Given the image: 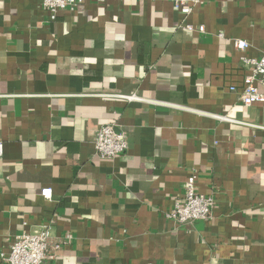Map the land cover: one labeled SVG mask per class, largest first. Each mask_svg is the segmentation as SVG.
I'll return each instance as SVG.
<instances>
[{
	"label": "crops",
	"instance_id": "obj_1",
	"mask_svg": "<svg viewBox=\"0 0 264 264\" xmlns=\"http://www.w3.org/2000/svg\"><path fill=\"white\" fill-rule=\"evenodd\" d=\"M233 39L264 55V0L188 17L88 0L54 19L43 0H0V264L16 235L49 226L71 239L43 264H264V103L241 101ZM105 125L128 138L112 160L95 154ZM192 173L216 205L180 225L166 213Z\"/></svg>",
	"mask_w": 264,
	"mask_h": 264
},
{
	"label": "built area",
	"instance_id": "obj_2",
	"mask_svg": "<svg viewBox=\"0 0 264 264\" xmlns=\"http://www.w3.org/2000/svg\"><path fill=\"white\" fill-rule=\"evenodd\" d=\"M88 0H43L45 9L53 14V19L57 13L63 10H73ZM103 1V0H96ZM153 1V0H149ZM172 3L173 7L183 15L190 16L194 10L207 0H165ZM190 31L198 30L204 32L203 26L195 27L191 24L185 25ZM221 38L224 35H219ZM232 45L236 51L242 52L241 61L250 74L245 78L244 90L241 93V101L249 106L257 103H264V93L260 91V86L264 87V55L259 59L250 58L245 54L249 49L247 41L233 39ZM127 99H138V97H126ZM221 121H233L227 116H218ZM95 154L103 160H112L127 153L129 149L128 138L124 132H120L114 125L102 126L97 132L95 141ZM3 155V145L0 143V158ZM197 175L192 173L184 184V198L175 203L173 209L166 213V217L180 225H190L195 221H207L212 218L216 205L214 194L203 195L196 191ZM41 195L47 199L52 197V189H42ZM71 239V235H66L62 241H55L52 228L45 227L34 232H23L16 235L8 254H2L1 259L5 264H43L55 258L57 251Z\"/></svg>",
	"mask_w": 264,
	"mask_h": 264
}]
</instances>
